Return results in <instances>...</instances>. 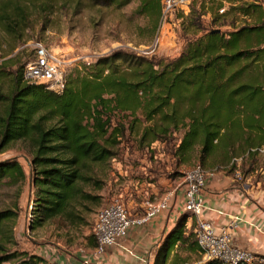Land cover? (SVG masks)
<instances>
[{"label": "trees", "instance_id": "trees-1", "mask_svg": "<svg viewBox=\"0 0 264 264\" xmlns=\"http://www.w3.org/2000/svg\"><path fill=\"white\" fill-rule=\"evenodd\" d=\"M133 1L93 0V5ZM137 1L134 15L150 18L155 36L161 0ZM29 4L0 0V28L18 35ZM184 28V48L175 58L117 50L67 76L61 95L27 82L22 64L12 71L0 68V149L18 141L33 146L32 231L57 218L73 227L86 223L83 210L91 211L86 204L101 197L85 187L102 189L92 173L117 158L127 133H137L146 148L181 135L173 152L178 167L234 172V159H243L241 171L244 162L256 161L264 148V0H203ZM25 180L18 160L0 162V185ZM189 215L161 242L153 264H187L182 252L202 255L196 234L186 231ZM16 217L1 211L0 228ZM255 256L251 264H264V255ZM17 258L16 264H56L28 253H5L0 264Z\"/></svg>", "mask_w": 264, "mask_h": 264}, {"label": "rangeland", "instance_id": "rangeland-1", "mask_svg": "<svg viewBox=\"0 0 264 264\" xmlns=\"http://www.w3.org/2000/svg\"><path fill=\"white\" fill-rule=\"evenodd\" d=\"M202 1L196 0L188 12L162 16L159 29L152 36V20L134 15L139 5L137 0L126 6H94L93 0H29L28 18L18 35L11 36L0 28V68L12 71L13 66L22 64L26 69L36 59L39 46L63 57L66 78L83 65L93 64L117 50L148 58H175L184 48V23L194 9L199 10ZM206 20L210 21V17ZM7 86L4 83L3 89L7 90ZM138 137L135 132L127 133L117 158L99 165L92 173L102 181V189L87 186L85 190L102 196L99 203L86 204L91 209L90 212L83 210L86 223L73 227L57 218L36 231L30 226L35 198L31 169L33 146L30 141H18L0 149V162L18 160L26 173V180L18 185L7 181L0 185V212L10 210L17 215L0 228V244L5 249L0 256L28 253L46 259L56 250L67 254L87 251L96 241L95 223L102 208L118 200L129 211L131 204L132 214L143 213L149 202L156 201L150 185L159 182L158 177L172 180L169 189L175 190L183 181V173L194 167H178L173 157L181 135L169 143H156L152 148L140 146ZM244 165V174L253 171L255 180L264 181V152L254 163L244 162ZM181 255L188 257L187 264L206 263L200 252ZM19 260L4 264H16Z\"/></svg>", "mask_w": 264, "mask_h": 264}, {"label": "crops", "instance_id": "crops-1", "mask_svg": "<svg viewBox=\"0 0 264 264\" xmlns=\"http://www.w3.org/2000/svg\"><path fill=\"white\" fill-rule=\"evenodd\" d=\"M240 166L241 163L239 168ZM254 178L253 171L243 173L242 180L236 179L234 172L212 173L205 191L207 209L203 219L212 222L217 233L230 229L232 224L237 225L233 230L234 244L255 255H264V181ZM158 181L150 185L156 200L174 191L169 189L172 187V180L158 177ZM180 185L175 189L177 199H172L168 211L163 212L151 223L133 229L126 239L118 246L108 249L104 255H95V241L90 249L82 250V253L77 251L67 254L56 250L57 254L51 252L48 258H45L56 264H153L161 242L175 227L178 219L188 214L182 210ZM164 190L167 191L162 194ZM129 208L131 211V204ZM133 214L140 215L142 212ZM196 230L197 220L190 214L186 226L187 234L192 231L196 234Z\"/></svg>", "mask_w": 264, "mask_h": 264}, {"label": "built area", "instance_id": "built-area-1", "mask_svg": "<svg viewBox=\"0 0 264 264\" xmlns=\"http://www.w3.org/2000/svg\"><path fill=\"white\" fill-rule=\"evenodd\" d=\"M195 2L196 0H162L163 17L180 11L188 12L192 10ZM221 13H224V9ZM65 65L63 57L39 46L36 59L25 69V80L31 84L45 85L49 91L61 95L67 84ZM259 152H264V148L259 149ZM242 161V158L233 161L238 166L234 171L238 180L243 179V173L239 168ZM215 172L196 165L183 173V181L180 185L182 210L197 220L196 241L206 262L216 260L222 264H251L257 260L255 253L234 244L233 230L237 225L232 224L230 229L217 233L212 222L203 219L207 209L205 191L208 179ZM172 199L174 201L177 199L175 190L155 202H149L140 215L131 214L129 209L118 200L102 208L95 223V255H104L108 249L118 246L126 239L133 229L151 223L163 212L168 211Z\"/></svg>", "mask_w": 264, "mask_h": 264}, {"label": "water", "instance_id": "water-1", "mask_svg": "<svg viewBox=\"0 0 264 264\" xmlns=\"http://www.w3.org/2000/svg\"><path fill=\"white\" fill-rule=\"evenodd\" d=\"M220 30H217V32H219Z\"/></svg>", "mask_w": 264, "mask_h": 264}]
</instances>
